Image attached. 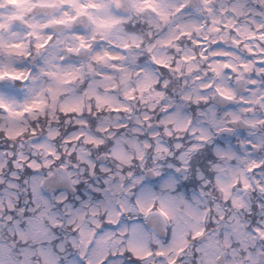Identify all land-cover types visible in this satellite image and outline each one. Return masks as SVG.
I'll return each instance as SVG.
<instances>
[{
	"label": "clouds",
	"instance_id": "clouds-1",
	"mask_svg": "<svg viewBox=\"0 0 264 264\" xmlns=\"http://www.w3.org/2000/svg\"><path fill=\"white\" fill-rule=\"evenodd\" d=\"M0 264H264V0H0Z\"/></svg>",
	"mask_w": 264,
	"mask_h": 264
}]
</instances>
